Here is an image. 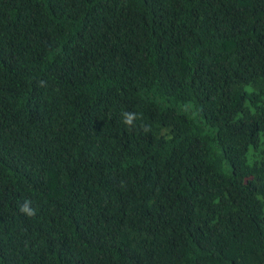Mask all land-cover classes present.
Returning a JSON list of instances; mask_svg holds the SVG:
<instances>
[{"label":"trees","instance_id":"trees-1","mask_svg":"<svg viewBox=\"0 0 264 264\" xmlns=\"http://www.w3.org/2000/svg\"><path fill=\"white\" fill-rule=\"evenodd\" d=\"M0 264H264V0H0Z\"/></svg>","mask_w":264,"mask_h":264},{"label":"clouds","instance_id":"clouds-1","mask_svg":"<svg viewBox=\"0 0 264 264\" xmlns=\"http://www.w3.org/2000/svg\"><path fill=\"white\" fill-rule=\"evenodd\" d=\"M123 116V123L124 125L129 128L130 130L134 127H136L135 125V121L137 119V115L135 113L132 112H128L125 111L122 113ZM140 127L143 129V131L148 132L150 131V127L144 124H141ZM32 201L30 200H25L20 206H19V210L24 213L25 215H27L28 217H35L37 215V210L34 209L32 206Z\"/></svg>","mask_w":264,"mask_h":264}]
</instances>
